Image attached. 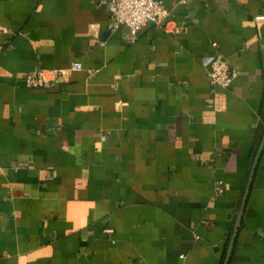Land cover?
I'll return each instance as SVG.
<instances>
[{
	"label": "crops",
	"instance_id": "1",
	"mask_svg": "<svg viewBox=\"0 0 264 264\" xmlns=\"http://www.w3.org/2000/svg\"><path fill=\"white\" fill-rule=\"evenodd\" d=\"M107 1L0 0V264H264V0Z\"/></svg>",
	"mask_w": 264,
	"mask_h": 264
},
{
	"label": "built area",
	"instance_id": "2",
	"mask_svg": "<svg viewBox=\"0 0 264 264\" xmlns=\"http://www.w3.org/2000/svg\"><path fill=\"white\" fill-rule=\"evenodd\" d=\"M107 10L111 18V26L126 25L131 39H134L139 29L146 23L160 24L169 14L161 0H108ZM254 19L260 22L264 20V15L256 14ZM212 44L216 45L215 42ZM69 68L79 70L82 65L80 62H72ZM207 73L212 86L227 88L234 82L238 71L222 54L216 53L207 66ZM49 74L52 78L48 77ZM61 75L60 69L39 68L25 73L24 82L28 87H42Z\"/></svg>",
	"mask_w": 264,
	"mask_h": 264
},
{
	"label": "water",
	"instance_id": "3",
	"mask_svg": "<svg viewBox=\"0 0 264 264\" xmlns=\"http://www.w3.org/2000/svg\"><path fill=\"white\" fill-rule=\"evenodd\" d=\"M254 166H255V161H254V164H253V167H252V169H251V173H250V174H252L253 169H254Z\"/></svg>",
	"mask_w": 264,
	"mask_h": 264
}]
</instances>
